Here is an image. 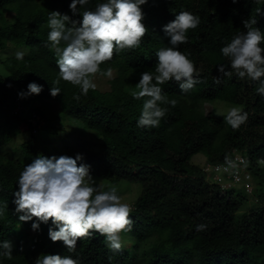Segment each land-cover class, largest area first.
Returning <instances> with one entry per match:
<instances>
[{
	"label": "trees",
	"instance_id": "16d2710c",
	"mask_svg": "<svg viewBox=\"0 0 264 264\" xmlns=\"http://www.w3.org/2000/svg\"><path fill=\"white\" fill-rule=\"evenodd\" d=\"M71 2L0 0V51L9 44L28 48L23 60L11 55L0 65V211L4 212L0 242L7 240L13 246L12 258L0 257V264H34L41 254L71 256L80 264H264V186L258 188L264 184V175L257 163L264 160V96L256 92L258 82L240 79L235 72L227 77L217 71V65L227 68L229 64L220 49L246 31L244 20H257L254 27L264 33V0H148L141 6L148 32L140 47L114 54L112 60L102 63L101 70L110 67L114 73L110 88L96 87L87 95L63 80L53 84L59 74L57 57L45 46L49 12L82 20L70 11ZM102 2L105 0H89L85 7H77L82 13L95 10ZM181 11L200 18L198 27L186 33L188 43L179 45L178 50L194 63L201 82L187 93H182L175 81L161 85L168 99L177 101L176 106L161 105L168 112L159 127H138L147 98L133 97L139 91L136 84L141 73L154 71L156 52L170 46L163 26ZM217 77L220 83H216ZM31 82L43 87L36 95L39 99L57 102L61 114L75 121L80 136L84 135L78 138L83 141L51 153L36 140L40 128L56 130L36 108H31L39 117L35 126L23 116L24 111L14 112L15 95L26 91ZM52 86L59 87L61 93L51 96ZM216 100L242 107L248 114L246 123L233 130L224 121L226 114H206L202 105ZM23 125L31 137L20 144L19 156L8 155L4 147L24 131ZM87 136L100 141L99 151L88 144ZM235 152L247 155L248 169L257 179L251 202L243 189L237 191L232 186L223 190L209 183L200 164L193 161L196 154L209 161H225ZM77 154L82 155L78 163L90 165V174L102 182L104 190L116 187L120 191L133 183L141 187L131 206L132 230L120 233V251L110 250L105 237L94 232L78 240L75 251L69 252L63 242L49 238V228L55 229L51 221L33 231L36 218L23 222L19 219L23 213L15 211L13 193L18 191L25 165L38 155L75 158ZM200 223L207 225L203 232L196 231Z\"/></svg>",
	"mask_w": 264,
	"mask_h": 264
},
{
	"label": "clouds",
	"instance_id": "9594fccd",
	"mask_svg": "<svg viewBox=\"0 0 264 264\" xmlns=\"http://www.w3.org/2000/svg\"><path fill=\"white\" fill-rule=\"evenodd\" d=\"M148 0H105L97 3L95 10L78 9L88 5L89 0H72L69 5L73 15H80L82 20H72L67 14L51 11L48 14L47 25L50 31L47 35L46 47H50L57 57L59 69L58 79L53 81L58 85L61 80L73 86H79L82 95H87L89 90H95L96 74L112 76V68L101 70L100 65L113 59L114 54L126 50H134L141 45L142 38L148 29L142 23L144 12L141 8ZM236 3L237 0H232ZM259 13V10H258ZM200 18L188 11H181L175 19L163 26V32L169 40V47L159 49L155 56L157 63L154 71L141 73L136 87L138 92L133 93L135 99L144 100L137 126L141 128L159 127L161 119L168 112L167 107H175L177 101L169 100L167 93L161 85L175 81L179 84L182 93H187L201 81L196 77L199 73L194 63L178 46L188 43L186 33L189 29H196ZM257 20H244L246 31L235 35L232 40L220 49L223 57L229 61L226 68L224 64L217 65V71L222 76L231 77L233 72L240 78H248L258 82L256 92L264 96V33L254 27ZM70 25V26H69ZM63 43L64 46H61ZM24 53L17 52L16 59L23 60ZM230 68V70H228ZM216 83H220L217 77ZM11 87V84L8 85ZM43 90L42 85L31 82L26 91H20L21 99L31 95H39ZM61 93V89L52 86L51 96ZM80 97L77 96L76 99ZM219 115V113H218ZM225 123L233 130H238L248 119V114L242 107H232L223 116ZM246 157L245 168L251 175L252 190L245 189L243 183H232L222 187L214 181L204 170L205 162L226 163L235 167L233 158L235 154ZM202 155V154H201ZM82 155L75 158L61 155L59 157H46L38 155L30 164L25 165L19 174L18 191L13 193L16 205L15 211L23 213L20 221L27 222L36 218L31 227L33 231L40 230V224L55 225L49 228L48 236L53 242L61 241L69 252H74L77 241L98 233L106 239L107 247L112 251L122 248L120 233L131 231L133 221L129 218L131 207L121 202L116 187L104 190L103 185H97L90 174V165L78 163ZM259 168L264 170V160H257ZM201 170L209 183L217 184L221 189L240 185L241 188L252 194L253 174L248 169V157L242 152H235L231 159L227 156L225 161H209L204 157L200 164ZM227 170V169H225ZM4 212L0 211V216ZM207 225H196V231L203 232ZM12 243L0 242V257L12 258ZM34 264H80L79 260L71 256L41 254Z\"/></svg>",
	"mask_w": 264,
	"mask_h": 264
},
{
	"label": "rangeland",
	"instance_id": "374dc122",
	"mask_svg": "<svg viewBox=\"0 0 264 264\" xmlns=\"http://www.w3.org/2000/svg\"><path fill=\"white\" fill-rule=\"evenodd\" d=\"M12 17V15H10ZM27 46H13L10 45L8 48H5L0 51V65L1 60L11 56V55H16V53L23 52L24 55L26 54L27 51ZM3 73L7 74L8 71L5 67H2ZM112 76H114V73H112ZM108 77L106 75H100L96 74L94 77V83L97 85V88L100 90H108L110 87L109 81L112 78ZM137 90V89H135ZM24 101L26 102L27 107L25 108L23 112V116L25 118L29 117L30 115V109L31 108H36L40 112V116L45 119L46 122H48L50 125H55L53 126V131L56 130V132H50L47 128H41L39 131L35 134V138L39 143L45 144L51 153H56L62 148H64L68 144H73L74 142H77L78 140L82 138L84 135L82 134L80 136V133L77 131V126H75V121L67 118L66 116L61 114V109L60 106L58 105L57 102L52 101V100H46V99H39L36 95H31L27 98H24ZM232 107H240L239 105L235 104H229L225 101L221 100H216L212 102H206L202 105V109L206 114H213L216 116H221L223 114H227V112L232 108ZM219 113V115H218ZM24 127V131L22 133H19L16 137L12 138L10 142H8L4 150L8 153V155L12 156H19L21 154L20 152V144L25 141L26 139H30L31 137V132H28V130ZM80 136V138H78ZM87 142L88 144L91 143V147L94 149H97L98 151L101 149V143L97 139H92L89 136H87ZM193 161L198 164H202V161H204V156L201 154H196L193 157ZM261 174L264 175V170H262ZM103 182H105L103 179H101ZM257 182L256 177H253L252 183L255 187V183ZM97 185H101L102 182L97 181ZM103 185V184H102ZM264 184H258V188H262ZM235 189L237 191H242V188L240 186H236ZM141 187L138 184H127L123 187L122 190L118 191V195L121 197V202L122 203H127L132 206L134 201L136 200L137 196L140 194ZM255 191V190H254ZM250 200L248 202L253 201V196L249 194L248 196ZM121 235V234H120ZM28 239H30L28 237ZM30 241V240H29Z\"/></svg>",
	"mask_w": 264,
	"mask_h": 264
},
{
	"label": "built area",
	"instance_id": "2783aa9c",
	"mask_svg": "<svg viewBox=\"0 0 264 264\" xmlns=\"http://www.w3.org/2000/svg\"><path fill=\"white\" fill-rule=\"evenodd\" d=\"M14 112L20 113L25 110V102L24 99L18 97V94L15 95L14 98ZM29 121L33 123L35 126L39 117L36 112L30 109V116L28 117ZM37 128H34L33 131H36ZM233 163L235 167H229L226 163L220 162H205L203 166V170L210 176L212 179L221 184L222 187H226L227 185L232 183H243L245 189L247 191L252 190V186L250 183L251 175L246 171L245 162L246 157L242 154H235L233 158ZM227 169V170H225ZM229 180V181H227Z\"/></svg>",
	"mask_w": 264,
	"mask_h": 264
}]
</instances>
